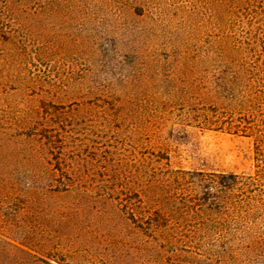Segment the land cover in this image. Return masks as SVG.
<instances>
[{"label": "rangeland", "instance_id": "1", "mask_svg": "<svg viewBox=\"0 0 264 264\" xmlns=\"http://www.w3.org/2000/svg\"><path fill=\"white\" fill-rule=\"evenodd\" d=\"M260 68L264 0H0V264H264L196 195L253 173L256 127L217 115L263 128ZM44 120L67 190L28 138Z\"/></svg>", "mask_w": 264, "mask_h": 264}, {"label": "trees", "instance_id": "2", "mask_svg": "<svg viewBox=\"0 0 264 264\" xmlns=\"http://www.w3.org/2000/svg\"><path fill=\"white\" fill-rule=\"evenodd\" d=\"M260 71L263 75L264 68H260ZM217 116H220V122L234 131H245L242 127L251 131L252 127H256L255 168L253 173L249 174H203L204 177L199 178V192H196V195H200L201 205L212 214L208 228L215 230V239L221 241L223 246L240 244L248 249L264 250V124L263 128L258 129L256 124L243 126L240 124L241 118L233 121L232 116L226 114ZM28 138L44 161L46 156L45 179L51 189H69L70 184H65L63 179L68 177L67 175L70 177V167L63 166L65 156L62 141L57 143L59 134L56 125L50 120H44L33 129Z\"/></svg>", "mask_w": 264, "mask_h": 264}]
</instances>
